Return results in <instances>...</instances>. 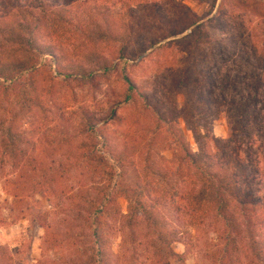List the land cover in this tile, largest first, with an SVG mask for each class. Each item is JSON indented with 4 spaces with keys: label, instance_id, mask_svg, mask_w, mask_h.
<instances>
[{
    "label": "trees",
    "instance_id": "16d2710c",
    "mask_svg": "<svg viewBox=\"0 0 264 264\" xmlns=\"http://www.w3.org/2000/svg\"><path fill=\"white\" fill-rule=\"evenodd\" d=\"M182 1L0 0V102L19 98L32 116L39 109L55 122L39 138V148L33 147L28 155L24 132L11 124L0 129V161L7 160L14 167L20 163L22 170L4 183L5 190L18 198L19 190L26 188L29 197L39 195L42 199L56 194L72 172L100 170L104 178L99 190L69 205L75 212L72 220L85 229L84 245L75 256L78 264H170L171 260L185 264L184 255L171 248L173 242H184L177 235L178 228L165 227L171 214L174 221L187 217L180 234L186 235L188 228L206 220L216 226L217 243L208 252L213 264H264V169L248 168L231 145L236 124L228 138L215 139L206 119V90L198 85V65L209 32L221 26L226 8L247 12L258 20L264 50V0H219L210 17L198 16ZM199 1L214 6L218 0ZM75 36L81 40L76 49L82 57L92 55L87 48L97 43L119 44L122 64L131 56L144 57L148 50V55L159 58L168 49L180 48L183 56L171 73L169 88L173 97H181L180 113L199 151L193 152L183 139L176 124L179 116L171 115V121L167 118L164 88L148 80L147 85L137 84L123 66L116 75L124 90L105 113L95 115L82 108L80 121L66 117L64 108L58 113L57 101L51 96L53 83H45L51 80L49 75L53 77L52 71L63 86L72 88V81L82 80L90 89L95 88L93 71H102L107 77L118 71L107 66L100 53L91 71L75 64L68 52V40ZM254 55L264 70V57ZM38 78L43 85L38 84ZM257 81L260 85L250 88L240 104L244 112H251L260 98L264 99V74ZM128 107L137 108L142 132L152 137L168 135L171 156L157 155L162 164L149 160L152 140L139 147L146 149L145 157L134 161V153L127 147L117 149L104 132L109 124L125 122L119 110ZM49 149L61 150L64 158L49 156ZM130 170L140 176L142 185L125 182ZM121 196L127 201L125 213L117 203ZM34 202L41 206H36L30 217L45 230L43 245H51L45 206L37 199ZM111 217L119 226L118 252L112 250L106 236ZM7 258L2 251L0 264H10Z\"/></svg>",
    "mask_w": 264,
    "mask_h": 264
},
{
    "label": "rangeland",
    "instance_id": "374dc122",
    "mask_svg": "<svg viewBox=\"0 0 264 264\" xmlns=\"http://www.w3.org/2000/svg\"><path fill=\"white\" fill-rule=\"evenodd\" d=\"M182 2L198 16L210 17L215 13L219 0L214 6L199 0H183ZM75 37L68 40V52L75 64L83 65L91 71L100 53L107 66L115 67L118 71L111 73L108 77L103 76L102 71H93L91 77L95 83L94 89L84 85L82 80L72 81V88L63 86L58 82L56 72L52 71L53 77L49 75L51 80L45 83L47 86L53 83L51 96L57 101L58 113L61 108L66 109L65 116L73 121H80L82 108L89 109L95 115L105 113L110 104L124 90L125 86L118 80L120 68L123 66L122 69H125L128 76L137 84L147 85L148 81H152L151 85L158 84L164 88L166 94H162V98L165 100L167 118L171 121L172 116H179L176 118V124L183 139L193 152L199 151L198 143L180 113L182 108L178 103L181 97H173L169 88L172 82L171 73L183 56L180 48L168 49L159 58L148 55L150 51L148 50L144 57L131 56L125 64H122L118 59L119 44L97 43L96 46L87 48L88 52H93L92 55L82 57L80 50L76 49L81 40ZM262 38V25L253 15L226 8L221 14V26L209 32V42L203 51V61L198 65V85L206 90L204 108L207 114L206 119L210 121L211 133L215 139L225 140L232 131L233 125L236 124L232 131L231 145L239 151L250 169H264V99L260 98L251 112L242 111L240 104L245 100L250 88L260 85L257 78L264 74L254 55L255 52L264 57ZM38 84L43 85V82L39 80ZM144 91L149 92L148 89ZM20 100L13 98L11 102H0V129L11 124L13 128L24 132V136L29 141L26 149L28 155L33 147L39 148V138L44 136L47 129L54 126L55 122L51 121L48 114H41L39 109L36 113L34 110L35 115L32 116L27 105ZM51 109H55V106ZM119 113L122 118H125V122L120 126L109 124L104 130L117 149L127 147L131 153H134V161L141 160L147 151L139 147L147 145L152 140V151L150 150L149 153L151 162L162 164L163 161L157 155H163L166 158L171 156L167 150L171 143L168 135L152 137L149 133L141 131L137 108H123L119 110ZM78 142L76 140L72 143L70 147L72 152ZM63 153L61 150H48L49 156L58 159L64 158ZM19 165L20 163L14 167L7 160L0 161V257L3 251L10 264H78L75 256L77 249L84 245L85 229L79 222L72 220L71 215H75V212L69 210V205L82 201L83 196L99 190L104 179L101 171L90 169L84 170L82 174L79 171L72 172L57 188L56 194L47 198L41 199L39 195L29 197L26 188L20 189L18 200L17 197L12 196L11 192L5 190L4 183L7 180H14L22 172ZM125 182L143 184L140 176H135L133 170H130ZM35 199L41 201L48 214L52 234L50 235L51 245H43L45 230L30 217L34 208L40 205L34 202ZM117 203L120 210L125 213L126 199L121 196L117 199ZM171 215L166 218L165 227L178 228L177 235L185 242H173L171 244L173 251L184 255L185 264H213L208 257V252L217 243L216 226L210 220H206L201 225L188 228L186 235L180 234L186 227L187 217L174 221V216ZM118 229V223L114 221V218H109L106 224V236L114 252L120 250ZM170 264L179 263L177 260H171Z\"/></svg>",
    "mask_w": 264,
    "mask_h": 264
}]
</instances>
